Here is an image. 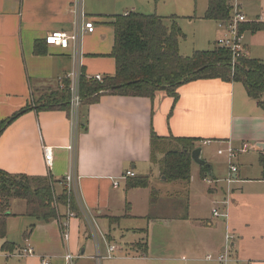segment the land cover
<instances>
[{"label":"crops","instance_id":"1","mask_svg":"<svg viewBox=\"0 0 264 264\" xmlns=\"http://www.w3.org/2000/svg\"><path fill=\"white\" fill-rule=\"evenodd\" d=\"M227 2L240 12V0ZM148 7L147 0H0V121L30 109L12 121L0 136L1 171L26 176L51 175L56 182L55 194L66 190L67 147L72 140L73 121L70 103L69 110H36L34 90H62L63 81L68 80L74 69L79 70V78L82 75L86 79L96 75L103 80L113 77L112 18L128 13L143 14ZM73 9L78 11L79 26L83 28L86 22H91L92 32L80 30L75 49L71 45L67 49L46 46L44 39L52 32L72 34ZM258 20L261 21L246 23L261 30L264 19L259 17ZM165 24L170 26L171 22L166 19ZM245 32L250 31L242 34ZM36 44L40 45V54L35 53ZM243 44L245 56L256 59L250 56L244 36ZM176 95L175 100L164 90L157 91L151 100L103 95L98 103L82 107L80 119L79 114L77 116V127L79 121L81 128L75 135L74 192L78 208L86 210L96 224L98 218L106 221L107 232L99 229L105 247L108 233L115 234L109 217L115 218L127 204L130 209L131 204L126 200L137 191L127 190L129 179L122 177L130 171L135 178L136 170L150 163L151 134L198 139L203 159L212 167L210 173L207 171L213 180L209 192L216 197L221 191L222 199L225 191L219 185L223 176L228 175L226 166L221 169L209 159L207 161L203 147L217 148L215 155H218L221 148L226 150L231 146L236 153L235 159L251 151L256 163L237 164L233 160L238 171L233 175L232 184L227 186V191H231L228 218L210 215L205 219L206 224L178 220L179 225L173 226V247L188 253L191 264H221L217 257L224 251V236L232 232L236 241L229 250L226 264H264V178L259 163V157H264V112L247 96L240 83L197 80L179 86ZM206 141L210 143L203 144ZM243 145L246 149L242 152ZM43 147L52 153L51 167L45 163ZM196 167L199 175L200 168ZM253 167L258 172L250 171ZM115 182L117 187L113 185ZM121 188L126 190L125 196ZM9 212L5 241L16 248L3 252V241H0V264H39L43 258L49 264H66L64 256L68 253L76 257L75 264L83 259L84 249L78 246L81 240L79 220L84 219L79 210L69 221L67 243L63 242L61 231L65 207L59 206L57 219L48 223L25 216L23 201L12 200ZM168 226L163 225L167 230ZM123 230L127 234L130 228ZM186 232L192 234V240L185 239ZM25 233L29 234L27 239ZM148 234V251L152 255L149 231ZM163 246L167 250V245ZM27 248H31L33 254L22 256ZM207 256L212 259L207 260Z\"/></svg>","mask_w":264,"mask_h":264},{"label":"trees","instance_id":"2","mask_svg":"<svg viewBox=\"0 0 264 264\" xmlns=\"http://www.w3.org/2000/svg\"><path fill=\"white\" fill-rule=\"evenodd\" d=\"M233 9L227 0H207V8L203 18L214 22L226 23L232 16ZM110 23L114 32V41L110 56L115 62V74L105 78L102 83L79 78V119L84 106L99 102L103 95H116L132 98H147L151 100L157 91L164 90L174 100L179 86L197 80L218 79L223 82L240 83L247 96L254 100L264 112V60L252 59L244 55L232 54L225 49L213 46L210 50L193 51L191 56L179 53V42L184 35L175 17L162 18L156 14L147 15L128 13L112 18ZM171 22L170 26L165 20ZM253 24L239 26L240 32L248 30L251 33L259 31ZM45 44V43H44ZM35 53L40 54V45H35ZM36 90H34L35 92ZM35 100V99H34ZM35 104L36 110L68 109L70 102L69 80L63 81L62 90H51ZM30 111L24 109L11 118L0 121V136L7 127L19 116ZM80 123L78 121L77 134ZM198 139L179 137H150V163L157 166L159 177L165 182H180L188 185L191 178V153L199 148ZM264 178V157H259ZM200 179L208 176L205 168L199 169ZM148 176L129 178L126 189H144L149 187ZM55 180L51 175L26 176L9 174L0 170V241L1 250L11 252L16 247L5 241L6 220L10 215L12 200L25 203L27 217L48 223L57 219L59 206L65 207L69 202L71 210L78 214L73 197L66 190L55 194ZM158 196L152 191L150 204ZM27 239L28 233L24 234ZM132 244V243H131ZM130 244H127L128 246ZM133 248L140 247L142 255H147V240L142 244L135 243Z\"/></svg>","mask_w":264,"mask_h":264},{"label":"rangeland","instance_id":"3","mask_svg":"<svg viewBox=\"0 0 264 264\" xmlns=\"http://www.w3.org/2000/svg\"><path fill=\"white\" fill-rule=\"evenodd\" d=\"M147 2L149 7L143 14L177 17V23L185 36L179 42V53L182 56H191L193 50H210L213 46H217V39L223 36V31L217 26L216 22L203 18L207 0H147ZM240 12L244 15L246 22L258 23L261 21L258 20L259 17L264 19V0H240ZM243 36L249 46L250 56L256 59H264V28L255 34L245 32ZM35 90V104L42 102L40 99L45 95L48 96L51 91V89L46 88ZM200 145L197 144L198 147ZM203 150L207 161L209 159L210 162L212 161L221 169L226 166V172L228 173V160L225 153L222 156L215 155L217 148L207 146L203 147ZM221 150L225 151V148H221ZM234 161L237 164L241 162L256 163V157L252 155L251 151H248L234 159ZM197 170L198 168L195 165L191 168V178L188 185L180 182H165L163 177L158 176L157 166L152 163L139 168V171L136 170V178L145 176L151 178L149 187L137 189L136 193L130 196V199L127 198L126 201L131 204L130 209L128 204L124 206V209L121 208L119 214H117L119 218H116L117 216L115 218L109 217V222L112 224V228L115 229V234L113 232L108 233L107 238H105L107 242L105 247L100 237L99 247L95 245L89 236L85 221L79 220L81 240L78 249H84V256L78 264H191V256L188 253H183L173 247V226L179 225L178 220L186 221L188 219L206 224L205 219H209L213 206L222 201L221 191L218 192L216 197L209 192L211 184L202 181ZM252 170L255 173L258 172L254 167L250 171ZM207 178L213 181L209 176ZM227 178L228 175L225 174L221 180L222 183L219 185L223 187L224 194L227 193ZM121 190L125 196L126 190L124 188H121ZM153 190L156 191L158 196L155 197L156 201L151 205L150 196ZM75 215L77 214L75 213ZM123 215H128V217L123 218ZM171 221L176 224H172ZM149 223L151 226H149ZM97 225L100 231L107 232V223L102 218L97 219ZM163 225H169V229H165ZM128 228L130 230L126 234L123 229ZM148 231L150 232L153 254L151 255L147 250V255H142L141 251H138L141 249L140 247H136L138 248L136 251L132 246L135 243L142 244L143 241L148 240ZM68 232L70 234V229ZM183 235L187 241L192 240L191 233L189 235L186 232ZM125 242H132V244L126 246ZM107 244H114L119 250L112 255L113 257H108ZM162 244L167 245V250ZM96 253H99L100 260L96 259ZM182 256L184 258H181Z\"/></svg>","mask_w":264,"mask_h":264},{"label":"built area","instance_id":"4","mask_svg":"<svg viewBox=\"0 0 264 264\" xmlns=\"http://www.w3.org/2000/svg\"><path fill=\"white\" fill-rule=\"evenodd\" d=\"M232 16L230 20L226 23L218 22L219 28L223 31V36L218 38L216 41L217 47L221 49L228 50L233 58L237 55H244L245 56V50H244V44H243V34L239 30V26L246 23V20L244 18V15H242L236 7L232 8ZM73 14L75 15L74 20V28L72 34L68 35L64 32H52L49 35H47L44 39V43L46 46L49 47H58L60 49H67L71 45L74 49L77 46L78 42V35L80 30L86 31V32H92L93 30V24L91 22H86L83 25V28L79 26L78 19L76 16L78 15V11L73 9ZM78 69H74L68 76L69 80V91H70V107L72 112V140L70 144L67 147V150L69 152V168L68 172L64 177V186L66 189V192L68 196L73 197L77 208H78V197L74 192V186H75V159H76V136L77 135V116L79 113V94H78V85H79V76ZM92 80H95L99 83L103 82V78L99 75H96L92 78ZM210 142L206 141L203 142V144L208 145ZM43 154H44V160L48 167H51L52 165V153L49 148L43 147ZM246 149V145H243L241 148V151L243 152ZM226 154L227 160H228V178L226 180L228 187L233 182V175H235L238 171L237 166L234 164L233 160L235 159L236 153L234 149L231 146H228L225 151H218V155ZM134 174L130 171L126 172L123 175V179H129L133 178ZM207 184H211L210 180L205 179L204 180ZM114 187L118 186V183L115 182ZM231 195V191L228 190L225 194L224 198L221 202H219L218 205H214L211 210V215L214 218H228V206H229V197ZM65 217L63 218V223L61 224V231H62V240L64 243L68 242L69 239V221L72 218H75V213L71 210L70 203L68 202L65 206ZM79 214L83 217L89 236L94 241L95 245L99 247V236L100 231L99 228L95 222V220L92 218V216L83 208H78ZM236 241V236L232 232H226L224 236V251L221 255L217 257V261L221 264H226L229 260V250L232 247V245ZM117 251V247L114 244H107V253L108 257H113L112 255L115 254ZM33 250L31 248H27L22 251V256L32 255ZM96 259L100 260L101 257L99 256V253H96ZM76 257L71 255L70 253L66 254L64 256V260L66 264H74ZM207 260H211V256L206 257ZM39 264H49V262L46 259H41Z\"/></svg>","mask_w":264,"mask_h":264},{"label":"water","instance_id":"5","mask_svg":"<svg viewBox=\"0 0 264 264\" xmlns=\"http://www.w3.org/2000/svg\"><path fill=\"white\" fill-rule=\"evenodd\" d=\"M191 160L193 164H195L199 168H205L210 173L212 167L203 159L201 148H197L191 153Z\"/></svg>","mask_w":264,"mask_h":264}]
</instances>
